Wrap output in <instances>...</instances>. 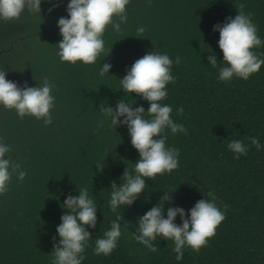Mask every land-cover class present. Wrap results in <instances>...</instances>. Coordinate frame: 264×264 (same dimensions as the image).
<instances>
[{"label":"trees","instance_id":"1","mask_svg":"<svg viewBox=\"0 0 264 264\" xmlns=\"http://www.w3.org/2000/svg\"><path fill=\"white\" fill-rule=\"evenodd\" d=\"M0 264H264V0H0Z\"/></svg>","mask_w":264,"mask_h":264}]
</instances>
